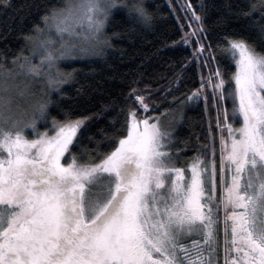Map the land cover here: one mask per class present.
Returning a JSON list of instances; mask_svg holds the SVG:
<instances>
[{
  "label": "snow or ice",
  "instance_id": "6c2138e0",
  "mask_svg": "<svg viewBox=\"0 0 264 264\" xmlns=\"http://www.w3.org/2000/svg\"><path fill=\"white\" fill-rule=\"evenodd\" d=\"M118 8L153 23L144 0H63L11 59L0 50V264H264V23L256 39L226 33L213 45L184 0L188 30L174 44L206 69L198 86L163 120L151 92L133 87L94 131L99 113L61 103L78 69L60 64L104 55ZM257 11L264 21V0L242 15ZM201 101L214 111L207 143L185 157L175 132Z\"/></svg>",
  "mask_w": 264,
  "mask_h": 264
},
{
  "label": "trees",
  "instance_id": "16d2710c",
  "mask_svg": "<svg viewBox=\"0 0 264 264\" xmlns=\"http://www.w3.org/2000/svg\"><path fill=\"white\" fill-rule=\"evenodd\" d=\"M259 2L191 0L197 13L202 15L208 31L207 39L213 45L226 33L256 39L260 24L264 23L260 12H254L251 17L242 13L249 10L250 4ZM10 3L7 10L0 6V50L5 51L9 59L21 48L23 35L32 29L46 7L62 4L63 0H10ZM182 4L184 0H144L145 7L154 15L151 26L130 20L122 8L115 10L106 29L112 37V47L107 48L104 55L78 58L61 65L62 69L69 71L78 69L76 82L63 85L65 95L61 103L76 113H99L93 122L94 131L108 126L109 117L102 111L103 106L111 101L123 105L133 87L146 89V94L151 92L158 105L152 112L154 117L163 118L162 113L171 115L168 110L178 109L185 94L198 86L201 71L206 74V69L188 63L191 46L174 44L181 39L180 24H185L183 31L188 30ZM200 4L204 5L203 9ZM133 27L134 31L131 30ZM112 33L119 35L113 37ZM25 54H28L27 50ZM178 74L179 82L172 83ZM56 99L57 95L53 97ZM50 112L53 116L58 115L55 104L50 107ZM213 115L211 104L206 111L202 101L187 108L183 122L175 132L178 146L182 147L181 142L187 141L185 157L193 156L200 144L207 143L208 122Z\"/></svg>",
  "mask_w": 264,
  "mask_h": 264
},
{
  "label": "rangeland",
  "instance_id": "374dc122",
  "mask_svg": "<svg viewBox=\"0 0 264 264\" xmlns=\"http://www.w3.org/2000/svg\"><path fill=\"white\" fill-rule=\"evenodd\" d=\"M116 10H117V9H116ZM114 11H115V10H114ZM114 11H113V12H114ZM76 59H78V58H76ZM76 59H71V60L62 61L61 64H60V67L62 68L61 65H62L63 63H65V62H71V61L76 60ZM79 59H82V58H79ZM67 64H68V63H67ZM55 95H56V94L53 93V97H54ZM53 97H52V98H53ZM191 105H192V104L187 103V104L184 106L183 115H184L185 112L187 111V108H189V106H191ZM169 116H170V115H169ZM166 118H167V116H164L163 118H160V119L163 120V119H166ZM180 125H181V124H180ZM180 125H179V126H180ZM179 126H178V127H179ZM178 127H177V129H178ZM177 129H176V130H177ZM217 195L219 196V188H218V191H217ZM222 215H223V213L221 212V216H222Z\"/></svg>",
  "mask_w": 264,
  "mask_h": 264
}]
</instances>
